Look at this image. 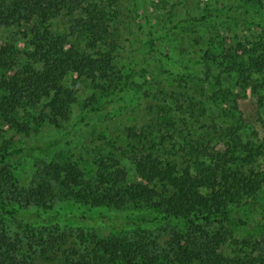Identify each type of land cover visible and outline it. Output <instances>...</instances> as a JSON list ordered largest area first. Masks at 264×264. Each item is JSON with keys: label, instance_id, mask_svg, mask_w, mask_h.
Segmentation results:
<instances>
[{"label": "trees", "instance_id": "obj_1", "mask_svg": "<svg viewBox=\"0 0 264 264\" xmlns=\"http://www.w3.org/2000/svg\"><path fill=\"white\" fill-rule=\"evenodd\" d=\"M240 1L242 23L257 34L235 43L231 32L215 33L223 19L236 20L229 11L184 15L164 32L146 19L147 51L124 67V0H0V131L63 129L73 117L78 126L126 93L158 92L155 75L145 76L151 62L167 69L164 82L173 93L140 131L125 129L120 147H86L88 159L77 157L78 147L62 148V139L0 147V264H264V238L236 236L241 212L264 202V5ZM204 22L212 48L198 65L216 81L218 121L185 109L176 93L189 80L181 65L183 24ZM84 89L91 96L79 108ZM249 95L255 107L246 119L240 101ZM26 153L51 159L36 168L29 187L14 167ZM58 201L130 212L122 223L137 229H119L123 224L111 219L102 232L62 228L55 222L66 216H49ZM164 223L172 228L164 246L161 235L140 227Z\"/></svg>", "mask_w": 264, "mask_h": 264}, {"label": "rangeland", "instance_id": "obj_2", "mask_svg": "<svg viewBox=\"0 0 264 264\" xmlns=\"http://www.w3.org/2000/svg\"><path fill=\"white\" fill-rule=\"evenodd\" d=\"M124 2L126 5L125 14L129 17L128 28L124 30V33L120 37V61L124 67H133L135 63L138 64L147 51V48H145V38L142 36L143 31L141 30L146 24V19H150L152 24L156 25L157 28L163 29L164 32V29L169 28L172 24L176 25L181 20L186 19L184 15L200 18L206 12L209 15L216 16L214 15L216 10L218 11L217 13L224 12V14H227L226 11H229L232 12L229 14L232 15L231 18L236 20L223 19L221 21L222 26L215 33H218L220 36H227L228 32H231L232 41L235 43L242 41L244 38L247 39L250 35L257 34L255 30H251L250 27L242 23L244 10L240 8L242 6L240 0H124ZM262 2L264 5V0ZM182 29V35L187 40L183 42L182 50L180 49L182 52L181 65L189 69V80L186 85H183L185 88L177 90L176 93L179 95V100H183L180 103L183 104L182 106L185 109L189 107L190 109H196L198 115H202L207 121H218L219 106L211 100L213 92L212 85L216 81L209 76V72L201 71L198 65L205 52L212 48V44L207 41L209 40L208 33H212L211 27L204 22L203 24H183ZM163 32L159 33L163 34ZM172 49L176 50L177 48ZM165 69L164 67H160V64L157 62H151L146 69V72H148L145 76L153 80L154 74V80L157 84L161 85V88H159L160 91L158 92H148L144 88L142 90L140 89V92L126 93L118 98L109 109L107 108L106 114L94 120L79 124L78 126L75 123L79 118L73 117L72 121L65 124V128L63 129H57L55 127L40 128L36 126V131H32L29 135H15L11 131H0V147L6 144V142L7 145L9 144L14 148H23L30 147L34 144L40 145L52 140L62 139V148L70 145L74 148L78 147L77 157L84 155L87 159L90 157L89 154H92L86 150L88 146L97 149L107 147L113 142L116 148L120 147V141L125 134L124 131L126 128L135 127L140 131L142 126L152 117L154 110H156L154 107L161 106L164 104V99H168V97L173 95L172 89L167 88L168 83L164 82V74L167 70ZM135 81L139 85H142L144 78L137 77ZM90 96L91 93L84 89L79 96V108L83 106ZM191 99H194V101L201 100L203 103L191 107L189 105ZM254 107L255 101L250 95L248 99L240 101V108L246 119L253 113ZM68 133L72 134L68 135ZM203 133L204 131L200 132V134ZM49 161L51 159L32 154L28 155L27 153L15 157L14 167L17 170L20 185L29 187L32 183L36 168L45 165ZM31 211H35V209L30 208L27 210V213ZM127 213L130 212H115L106 209L89 210L76 206L71 202L58 201L49 216H66V218L59 219L55 222L62 228L72 230L83 228L86 231L100 229L102 232L106 228L105 221L109 222L110 220L108 219H111L120 226L123 224L121 218ZM76 217L77 220H72V218ZM25 221L27 223L30 222L29 219ZM235 222L237 225L236 236L240 240L264 238V202L261 205L257 204L255 207L247 208L246 211L241 212V216ZM16 225L11 226V232L13 234L17 231ZM122 227L127 228L129 226L123 224L119 229H122ZM140 227L150 230L154 236L161 235L158 243L162 246L170 240L172 228L167 223H164V226L147 224ZM126 228L125 231L127 230L130 233H133L137 229V227Z\"/></svg>", "mask_w": 264, "mask_h": 264}]
</instances>
